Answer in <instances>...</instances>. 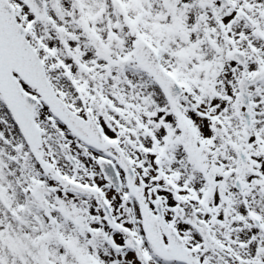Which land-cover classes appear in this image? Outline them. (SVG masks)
Here are the masks:
<instances>
[{
    "label": "snow or ice",
    "instance_id": "snow-or-ice-1",
    "mask_svg": "<svg viewBox=\"0 0 264 264\" xmlns=\"http://www.w3.org/2000/svg\"><path fill=\"white\" fill-rule=\"evenodd\" d=\"M0 264H264V0H0Z\"/></svg>",
    "mask_w": 264,
    "mask_h": 264
}]
</instances>
